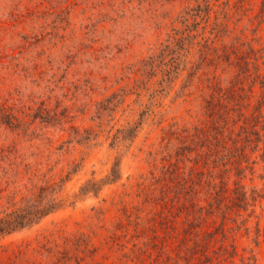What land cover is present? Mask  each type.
Here are the masks:
<instances>
[{"label": "rangeland", "instance_id": "rangeland-1", "mask_svg": "<svg viewBox=\"0 0 264 264\" xmlns=\"http://www.w3.org/2000/svg\"><path fill=\"white\" fill-rule=\"evenodd\" d=\"M213 1L219 19L227 12L230 34L235 30L255 49L264 46V17H256L263 0H241L243 5L240 0ZM194 4L196 0H0V105L18 118L0 119V213L39 193L42 200L65 202L37 223L3 237L0 264H79L75 255H84L81 264L118 261L116 249L101 242L105 226L109 229L120 213V204L112 202L124 199L140 207L145 192L158 188V193L162 184L153 177L167 157L166 134L192 132L193 124L203 120L205 93L191 87V97L184 90L178 97L183 74L159 93L163 76L159 70L150 74L143 61L174 36L184 7ZM255 89L252 102L259 98L258 84ZM153 93L151 110L141 116ZM140 119L133 141L114 140L118 129ZM116 157L122 171L117 183L98 195L75 197L87 179L104 177ZM255 168L245 182L259 189L264 203V162ZM100 207L108 212L99 213ZM149 213L142 226L147 233L157 223L148 220ZM183 219L177 218L176 229ZM81 232L92 235L96 251L82 254L72 246ZM254 235L252 228L250 235L236 237L239 252H253L255 264H264V240L256 245ZM66 252L72 256L67 262Z\"/></svg>", "mask_w": 264, "mask_h": 264}, {"label": "trees", "instance_id": "trees-1", "mask_svg": "<svg viewBox=\"0 0 264 264\" xmlns=\"http://www.w3.org/2000/svg\"><path fill=\"white\" fill-rule=\"evenodd\" d=\"M196 1V5L184 7L178 19L182 26L173 28L174 36L143 61L149 65L150 74L155 75L157 70L162 74L159 93L172 88L182 74L185 83L177 91L178 97L181 90L191 97V87L205 93L200 104L203 120L193 124L192 132L174 129L166 134L167 157L161 173L153 177L162 184L158 193V188L145 192L146 202L140 207H131L124 199L112 202L120 204V213L109 229L101 226L107 234L100 239L116 249L118 261L114 264H255L256 254L240 253L236 237L242 232L248 236L254 228L256 245L264 240L263 194L245 182L256 172L259 160L264 162V72L260 71L264 68V61H260L264 46L255 49L235 30L230 34L227 12L219 19L215 1ZM262 4L256 17H264V0ZM226 34L229 40H225ZM226 73H230L227 78ZM256 84L259 98L252 102L258 94ZM155 96L151 95L150 105L140 112L141 116L151 110ZM16 115L0 105L3 121L18 119ZM140 123L142 119L118 129L114 140L133 141ZM121 178V160L116 157L104 177L87 179L75 197L98 195L104 186ZM42 199L39 193L0 213V240L37 223L65 203ZM98 212L105 215L108 211L100 207ZM148 212V220L157 223L151 224L147 233L142 226ZM180 215L184 216L182 227L176 229ZM252 218L256 219L253 226ZM92 239V235L81 232L72 246L82 254L94 252L99 245ZM83 256L75 255V260L81 264ZM71 257L66 252V262ZM56 264H61L60 260Z\"/></svg>", "mask_w": 264, "mask_h": 264}]
</instances>
